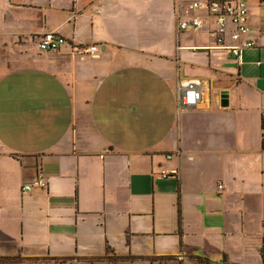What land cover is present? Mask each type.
<instances>
[{"label":"crops","instance_id":"1","mask_svg":"<svg viewBox=\"0 0 264 264\" xmlns=\"http://www.w3.org/2000/svg\"><path fill=\"white\" fill-rule=\"evenodd\" d=\"M246 1L254 47H215L205 16L171 59L136 36L178 30L176 0H0L1 96L33 89L0 108V264H264V2ZM47 31L96 54L43 51ZM179 78L207 83L199 107Z\"/></svg>","mask_w":264,"mask_h":264},{"label":"built area","instance_id":"2","mask_svg":"<svg viewBox=\"0 0 264 264\" xmlns=\"http://www.w3.org/2000/svg\"><path fill=\"white\" fill-rule=\"evenodd\" d=\"M264 2V0H259ZM186 13L181 14L178 7L175 8L178 15V31L199 30L205 23L204 17H212L214 26L211 32L215 36V47L228 49L232 55L239 56L245 48L255 46V41L248 37L250 27L247 23L248 5L246 0H187ZM245 37V38H244ZM70 45L73 52L80 51L95 55L96 45L67 43V39L54 31L44 32L38 42L43 51L60 49L64 45ZM196 49V47H194ZM208 85L198 79L179 78L177 81V106L197 108L200 106L203 96L208 92ZM166 157L171 158L172 154ZM177 173L175 169L162 170V176ZM47 184L43 176L39 174L33 181L26 183L23 188L31 190L34 187L46 188ZM222 184L218 183L220 189Z\"/></svg>","mask_w":264,"mask_h":264},{"label":"rangeland","instance_id":"3","mask_svg":"<svg viewBox=\"0 0 264 264\" xmlns=\"http://www.w3.org/2000/svg\"><path fill=\"white\" fill-rule=\"evenodd\" d=\"M148 1L150 0H136L137 9L142 8L144 10V8H149L150 4L148 3ZM176 1L181 7V11H184L186 0H176ZM134 4L135 2L132 1V6H134ZM156 8L157 7H153L152 9L156 10ZM161 15L164 16V14H161ZM163 22L166 25L162 24L156 28H153L151 26L145 27L147 25L146 20L138 24L136 40L137 42H142L140 43V45L148 46L147 47L148 52H151L152 49H155L159 46H163L164 50L160 51V53L167 55V56L170 55V58H171L176 55V50H178L177 45L179 44L186 45V44L192 43L193 40L198 39L200 37L198 33L193 32L191 30L185 31L183 33L178 32V30L176 29L175 21L173 19L164 18ZM178 35L180 36L179 37L180 40L178 39ZM203 38H206V37L203 35ZM19 63H22V61L20 60ZM7 75H8V71H7L6 65L5 63H3L2 58L0 57V79H2L3 77ZM64 88L65 86L61 85L59 81L54 80L52 84H46V85L43 84L42 90H52L55 93H62ZM22 90L23 92L27 94L25 95L17 94L19 91H22ZM32 90L33 89L31 88V86L28 83H25L22 88L11 89L9 96L2 97L1 92H0V108L1 107L12 108L16 106L17 104L23 107H29L30 101L32 100L29 99V97L31 96L28 93L32 92ZM213 94H215L214 91H213ZM43 101L50 102V99L43 98ZM57 101H60L62 102V104H65V99L54 100V102H57ZM59 123H61L60 119H59Z\"/></svg>","mask_w":264,"mask_h":264},{"label":"water","instance_id":"4","mask_svg":"<svg viewBox=\"0 0 264 264\" xmlns=\"http://www.w3.org/2000/svg\"><path fill=\"white\" fill-rule=\"evenodd\" d=\"M221 97H223V94L221 95Z\"/></svg>","mask_w":264,"mask_h":264}]
</instances>
